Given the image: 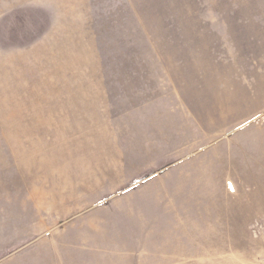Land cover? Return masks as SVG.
Segmentation results:
<instances>
[{"label":"rangeland","instance_id":"1","mask_svg":"<svg viewBox=\"0 0 264 264\" xmlns=\"http://www.w3.org/2000/svg\"><path fill=\"white\" fill-rule=\"evenodd\" d=\"M260 138L264 0H0V264H264Z\"/></svg>","mask_w":264,"mask_h":264},{"label":"crops","instance_id":"2","mask_svg":"<svg viewBox=\"0 0 264 264\" xmlns=\"http://www.w3.org/2000/svg\"><path fill=\"white\" fill-rule=\"evenodd\" d=\"M261 140H264V138H260ZM255 145H258V144H255ZM259 146H262V147H264V142H261V143H259ZM261 163H263V162H261ZM263 168H264V166H263ZM263 172H264V169H263ZM253 178V177H252ZM253 180H254V178H253ZM258 181L259 182H261V181H264V179H262L261 181H260V179H258ZM258 186L260 187V188H264V183H259L258 184ZM257 186V187H258ZM255 187V186H254ZM263 230H262V232L264 231V227L262 228ZM262 234H264V232L262 233Z\"/></svg>","mask_w":264,"mask_h":264}]
</instances>
